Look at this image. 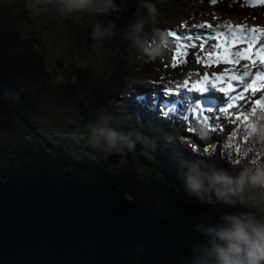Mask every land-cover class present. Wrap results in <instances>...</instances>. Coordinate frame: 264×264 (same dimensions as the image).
<instances>
[{"label": "trees", "instance_id": "1", "mask_svg": "<svg viewBox=\"0 0 264 264\" xmlns=\"http://www.w3.org/2000/svg\"><path fill=\"white\" fill-rule=\"evenodd\" d=\"M165 1L161 8L157 7L159 15L161 11H167L166 15L171 14L173 4L168 7L169 3ZM28 3L29 0L26 1ZM116 3L119 12L106 17L80 14L82 18H77V23L72 16L61 17L52 9L44 15L51 17L35 21L29 15V10H24L21 5L13 9L0 8V177L33 176L43 172L53 180L71 181L79 185L115 182L141 208L164 215L181 233L202 240L194 230L195 225L204 218L213 219L226 209L189 198L183 191V169L180 164V161L188 160L180 156L175 135L166 134L159 125L158 131L146 127L123 109L126 99L120 96L117 83L135 73H153L157 67L151 58L141 62L136 59L139 49L130 37L131 26L137 19V0H116ZM244 7L228 5L224 10L236 9L255 17H264V5ZM96 20L104 24L111 21L117 26L116 36L111 40L106 39L100 50L90 35ZM150 29L146 27L144 32ZM52 40L57 42L54 47H51ZM71 43L79 47L72 48ZM9 48L25 53L23 58H19L22 63L15 64L9 58ZM63 49L69 53L68 63L78 66V71L86 76L76 77L75 80L63 79L61 90L73 93L65 100H49L45 94L37 95L32 90L31 80L38 77L45 79L46 75L45 81L52 83L53 70H45L49 62L40 52L44 51L46 56V52L52 50L53 58L59 59L63 58ZM93 50L102 56L94 54ZM103 54L108 58L110 82L101 76H88L79 64V61L86 64L83 55L86 58H101ZM115 56H119L117 61L113 60ZM54 66L61 70L59 65ZM57 70L60 78L64 77L65 74ZM94 74L97 75L96 72ZM76 89L84 91L82 97L76 96ZM69 99V102H65ZM39 110L49 115L40 114ZM100 115H110L112 120L109 124L117 131L133 133V139H137L133 151L104 157L88 144V126L94 125ZM252 116L253 112L247 113L245 120L240 119L225 126L220 139L213 140L212 133H206L198 148L200 157L197 159L207 158L206 154H211L214 162L232 166L246 157L254 148L251 140L253 129L264 122V117H260L263 121L252 123ZM1 134L5 137H1ZM184 144L190 149L189 142Z\"/></svg>", "mask_w": 264, "mask_h": 264}, {"label": "water", "instance_id": "2", "mask_svg": "<svg viewBox=\"0 0 264 264\" xmlns=\"http://www.w3.org/2000/svg\"><path fill=\"white\" fill-rule=\"evenodd\" d=\"M194 242L118 183L0 177V264H181Z\"/></svg>", "mask_w": 264, "mask_h": 264}, {"label": "clouds", "instance_id": "3", "mask_svg": "<svg viewBox=\"0 0 264 264\" xmlns=\"http://www.w3.org/2000/svg\"><path fill=\"white\" fill-rule=\"evenodd\" d=\"M137 4V19L131 26L130 38L146 57L163 56L167 35L156 27L159 15L156 4L151 0H137ZM27 7L34 14L51 8L61 17L85 13L106 17L120 11L116 0H29ZM146 27L151 28L155 43L145 42ZM116 28L114 22L104 24L96 20L90 34L95 46L103 48L106 39L116 36ZM110 120V115H100L94 125L88 126V144L104 157L133 151L137 143L133 133L117 131L109 124ZM251 140L253 151L232 166L214 162L211 154L182 164L186 195L201 203L224 206L226 210L195 225L194 230L202 240L192 244L181 264H264V122L253 129ZM137 248L139 253L145 251L143 246ZM132 260L138 262L139 255Z\"/></svg>", "mask_w": 264, "mask_h": 264}, {"label": "rangeland", "instance_id": "4", "mask_svg": "<svg viewBox=\"0 0 264 264\" xmlns=\"http://www.w3.org/2000/svg\"><path fill=\"white\" fill-rule=\"evenodd\" d=\"M26 1L27 0H0V8L3 9L4 7H6L9 9H13L14 7H18V5H21L25 8L24 10H29V8L27 7ZM163 1L164 0H154V2H156L157 4H161V3H163ZM242 1L243 0H222V2L216 6L208 5L207 3L201 2L199 0H167V1H165V2L169 3L168 7H170V5H172V4L174 5V7L172 8L170 15H166L167 11H161V13L157 19V23H156V27L160 30H163L167 35V39L163 42L164 54H163V56L157 57L158 60L160 61L161 65L163 67H165V65L167 63L175 62L173 60L176 59L177 55H181V54L184 55V53L187 52L188 53L187 61H186V64L184 66H182L183 70L181 72L175 71V74H177V75L180 74L183 78L188 79V80H185L184 82H182V80H181L182 83L187 84V83H185L186 81L194 80V78L196 76H201V74H203V75L210 74L211 73L210 69L203 66L205 61H206V58L202 59V57L204 55L200 54V52L204 51L203 53L205 54V57H207L209 53H208V51H205V50H207V48H209L212 41L209 40L210 44L208 43L207 47L205 49L201 50L199 45L203 44V42L201 40L197 39L201 35V33L203 34L205 32L206 33L208 32L210 35V32L213 30V28L220 27L224 24H231V22L242 24L245 26H257L259 29L262 28V30H264V19L252 16V15L248 14L247 12H242V13H237L234 11L233 12H226V11L220 9V5H225L226 3H229V2L238 3V2H242ZM186 8L189 9L190 11L187 12L186 10H184ZM50 9L51 8H49V10H48L49 12H50ZM29 13H30L29 15L32 16L33 20L35 19V21H36V19L42 20L44 18L51 17V16H44L46 14L45 12L40 13V14H34L33 12H31L29 10ZM37 16H40V17H37ZM72 17L75 18V21L77 23L78 22L77 18H82V15L80 16V14H74V15H72ZM60 22H61V20L58 21V23H60ZM209 24L212 25L211 29H209L207 27V25H209ZM176 28L180 29V32L182 34L187 33L189 31L188 29H191V28H192L191 32H197V33L196 34L193 33V36L191 37L192 39H190L188 42H184L182 40H176L173 37H171V35L168 34L171 31L173 32V30ZM67 30H68V28H67ZM145 34L146 33H143V37H144L145 42H147V41L152 42L153 39L155 40L154 37L151 38ZM51 43H52L51 47H54L53 46L54 43H57V42L52 40ZM71 44H72L71 45L72 48H74V47L78 48L79 47V46L74 45V43H71ZM185 44H187L188 47H189V45H193V44L198 45V46L193 48V50L190 51V50L186 49V47H184ZM67 49H70V48L68 47ZM55 50H56V48H55ZM7 52H8V55L11 56L12 58L9 56L8 57L11 60H13L15 64L22 63L21 62L22 60H19V58L24 57L25 53L23 51L18 50V49L15 50V49L9 48L7 50ZM52 52H53L52 50L46 52L47 57L45 56L44 51L40 52L43 55V58L47 60V63L49 62V65H47L48 68L45 70L47 72H50L51 69L53 70L54 79H53L52 83L45 81V79L47 78L46 75H44L45 79L43 77H38L36 80H31L32 90L35 91L37 95L45 94V96L49 97L48 98L49 100H51L53 98H62L65 100V99L69 98V96L71 95V93H73V91L66 90V89L61 90L60 83L63 81V79L75 80L76 77H82L83 78L86 75L84 73H81L80 71H78V66H76L75 64H69L68 63L67 59L69 57V53L66 50L63 49V51L61 52V57H63V58H59V59L53 58V56L51 55ZM93 53L101 55L99 52L93 51ZM71 55H73V54L71 53ZM198 57L200 58L199 63L197 62ZM213 57L215 58L214 55H213ZM83 58H84L86 64L83 61H79V64L82 66V69L84 70V72L86 74H88V76L90 75V76L96 77V78L101 76L103 79H106L108 82H110L109 81L110 67L108 65V58H106L105 55H103V57H101V58H99V57H97V58L96 57H91V58L87 57L86 58V56L83 55ZM214 58H211V60L214 61ZM117 59H119V56H115L113 58L114 61H117ZM59 61H61L62 64H60ZM171 61H173V62H171ZM51 62L53 63V68H52ZM24 64H27V63L24 62ZM56 64L59 65V68L61 70H57L55 68L54 65H56ZM136 64L138 65V61ZM204 68H205V70H204ZM56 70L59 73L65 74L64 77L60 78L58 73H56ZM94 72H96L97 75L94 74ZM157 75H160V76H157ZM172 78H174V76L172 75V72H170V71L164 72V70H163L160 73L155 72L153 74H146V73L141 72V73H135L133 76L122 79V81L120 83H117L116 86L118 88L119 87L121 88V86L124 84V85H126L125 87L127 88V91L128 90L133 91V89H137L135 86L136 84H141L143 87H144V85H149L150 87H156L157 88L160 86V84L166 85L168 83V81L173 80ZM152 82H153V84H152ZM75 91L77 93L76 96L78 98L82 97L84 94V91H82L80 89H76ZM134 92L137 93L136 91H134ZM69 101H70V99L66 100L65 102H69ZM156 107L158 108V110L160 109L159 105H157ZM163 109H166V107L164 106ZM43 112L44 111L39 110L40 114L42 113L44 115H49V114H46ZM181 114L183 115V112H181ZM191 117H192V119H196L195 115H191ZM223 118L224 117H221V119L216 118L218 120H215L214 122H211V123L219 124L222 122ZM197 122H199V121H197ZM218 135H219L218 131L214 133L215 137H217ZM1 137H5V136L3 134H1ZM165 146L168 147L167 145H165ZM171 150L175 152V149L171 148ZM177 151L178 150H176V152ZM68 182H71V181H68Z\"/></svg>", "mask_w": 264, "mask_h": 264}, {"label": "snow or ice", "instance_id": "5", "mask_svg": "<svg viewBox=\"0 0 264 264\" xmlns=\"http://www.w3.org/2000/svg\"><path fill=\"white\" fill-rule=\"evenodd\" d=\"M217 0H212V3H216ZM209 29L212 28V25H207ZM175 35V34H172ZM227 34H225V38L221 39L219 36L217 37L218 40H220V43L218 45H215L217 49L222 48L223 52L221 53L219 50L215 54V63L216 64H238L240 59L243 60H252L253 64H255L254 57L259 60V64L261 66H264V45L261 46L260 51H253V44L256 42L257 37L253 35H249L247 30L244 32L239 33V36H234L232 38V46L235 47L237 44H247V47L243 49V51H231L229 50V43L228 39L226 38ZM180 39V37H177ZM189 40L192 39L191 37L188 38ZM207 41H205L206 43ZM198 45H191L192 48L197 47ZM184 47H188L187 44L184 45ZM199 47L201 50L204 49L205 45L200 44ZM185 58L187 57L188 53H184ZM211 53H209V57H211ZM197 62H200V58H197ZM177 65L173 64V67H176ZM210 66V65H206ZM247 67V65H245ZM215 76L216 81H222L225 79L224 74H213ZM253 77L250 82H246V86L244 88L245 92L251 91V93L256 94L258 92H261V90H264V70L257 68V70L254 73L250 71H244L242 75H235V76H229L227 77L228 80H237L241 82H245L246 78ZM208 81V76L205 75L203 81H198L197 83L193 84L190 90H194L197 92H206V82ZM187 83V81L185 82ZM233 85L231 83L228 84V87H220L219 91L223 93L224 95L228 96V104L227 108L220 109L221 112H228L230 109L235 108V101L237 100H244L245 97L242 95L237 96H231L229 95L230 92L234 91ZM199 106V105H198ZM257 109H264V98L255 100V107H253L252 111L255 113ZM208 112H212L213 110L211 108L207 109ZM209 119V117H208ZM208 150V149H205Z\"/></svg>", "mask_w": 264, "mask_h": 264}, {"label": "bare ground", "instance_id": "6", "mask_svg": "<svg viewBox=\"0 0 264 264\" xmlns=\"http://www.w3.org/2000/svg\"><path fill=\"white\" fill-rule=\"evenodd\" d=\"M221 23V22H220ZM215 24V23H214ZM197 26V25H196ZM203 27V26H202ZM204 28V27H203ZM172 32V31H171ZM171 32H169V33H171ZM172 34H175V35H172ZM171 35H172V37H175V36H177V32H172L171 33ZM210 44V43H209ZM94 49V48H93ZM205 49V48H204ZM99 50H100V48H99ZM215 51H216V49H214ZM94 51V50H93ZM206 51V50H205ZM204 52V51H203ZM104 55V54H103ZM107 62V61H106ZM193 62V61H192ZM190 64V63H189ZM202 67V66H201ZM208 68V67H207ZM204 70H205V68H204ZM205 72V71H204ZM201 75H203V74H201ZM137 89H138V91H140V93H142V94H147V93H149L150 91L148 90V89H146V88H144V87H142V86H137L136 87ZM159 91V90H158ZM158 91L157 90H155L154 91V93L155 94H158ZM159 93H160V91H159ZM161 96H163L162 94H161ZM165 97V96H164ZM165 98H169L168 96H166ZM128 106L126 105V109L128 110V111H130V108L128 107ZM207 116L209 117V115L208 114H205V115H203V117H206L207 118ZM176 126V125H175ZM196 141V139H191V140H189L188 142H189V145L191 144H193V142H195ZM62 182H68V181H62Z\"/></svg>", "mask_w": 264, "mask_h": 264}]
</instances>
